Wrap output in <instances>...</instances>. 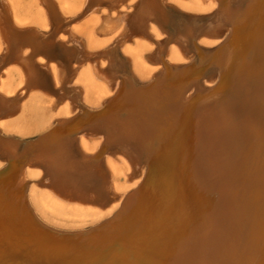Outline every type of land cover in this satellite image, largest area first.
I'll list each match as a JSON object with an SVG mask.
<instances>
[{
    "label": "rangeland",
    "instance_id": "1",
    "mask_svg": "<svg viewBox=\"0 0 264 264\" xmlns=\"http://www.w3.org/2000/svg\"><path fill=\"white\" fill-rule=\"evenodd\" d=\"M248 2L0 0V264H264V8L210 52Z\"/></svg>",
    "mask_w": 264,
    "mask_h": 264
},
{
    "label": "water",
    "instance_id": "2",
    "mask_svg": "<svg viewBox=\"0 0 264 264\" xmlns=\"http://www.w3.org/2000/svg\"><path fill=\"white\" fill-rule=\"evenodd\" d=\"M249 2L246 4V6L244 7V9L243 10H246L247 8H250V6H252V8L253 7H255L256 9H254L253 11H251L250 13V15L248 16V15H244V19L242 20V22L239 24V25H237L236 27H235V29L231 26L230 27V32H229V34L227 35V37L219 44V45H217L216 47H214V48H212V49H210V52H213L215 49H217L218 47H220L221 45H228L229 46V48H231V49H233L234 51L237 49V47L238 46H240V45H243V48H242V50H241V53H240V56L243 54L244 55V57H245V55H246V53L249 51V50H251V48L252 47H248V44H243V41H241L242 39H244L245 38V36H246V32L249 30L248 29V24H247V22H248V20H251L252 21V19L254 20V18L257 16L258 17V14H259V12H261V10L264 8V0H252V3L251 4H249ZM256 34V33H255ZM255 34L254 35H252L251 36V39L250 40H252V38L254 39V37H255ZM243 35H245V36H243ZM171 38H172V34H168L163 40H162V44H164V45H167L170 41H171ZM189 38H190V42L192 43V45H194V36H193V34L191 35L190 34V36H189ZM253 42V41H252ZM213 62V60H212V58L210 57V58H208V60L204 63V64H202L201 66H197V73L196 74H194V71H193V73H192V76H190V78H188L187 80L189 81V80H198L200 77H202L203 76V74L204 73H206L207 74V71H209L208 69L210 68L209 67V65L211 64ZM193 62H190V63H187V64H184V65H182V67H185V66H187V67H189V66H191V64H192ZM194 64V63H193ZM234 65L233 66H235V64L236 63H233ZM237 65V64H236ZM233 68L234 67H232L231 68V70H229V72H227L226 73V76H228L227 77V80L228 79H230L229 78V76H230V71H232L233 72ZM184 74H187V73H189V71H184L183 72ZM187 80L185 79V81H184V84H186V82H187ZM218 83H219V81L214 85V86H212V87H210V88H208V89H206V90H213L214 88H216V86L218 85ZM153 84V81H151V82H149V83H147L145 86H144V88H148V87H150L151 85ZM139 89H142V88H139ZM203 92L201 91V92H198L197 90H195L183 103H179V104H177L176 105V110H177V114H179V117L180 118H182V117H184L187 113H188V111H189V109L191 108V105H192V103H194V102H196V100L198 99V97L202 94ZM83 113H86L85 111L83 112ZM90 128H99V129H101L102 130V133L105 135V136H107V138L108 137H110L113 133L115 134V127L113 126V124L111 123V122H109V121H107V120H101V121H98V122H96V123H94V124H92L91 125V127ZM90 128H88V129H90ZM48 134L49 133H44V134H42V135H40L39 137H37V138H35V139H33V140H31V141H28V142H26V143H28L29 144V146H32V145H34L36 142H39L40 140H43V139H45L46 137H48ZM16 142H18V141H16ZM40 152V150H38L37 152H35V153H39ZM21 152H19V154H20ZM33 152H31L30 154H32ZM11 159L12 158H8L7 159V161H6V164L2 167V168H0V176L1 175H3V174H5L6 172H8L9 171V169H10V162H11ZM19 167H21V165L19 166ZM18 167V168H19ZM152 170H153V175H155V174H157V172H158V167H153V169H150V172H148V175H147V177H149V175L151 174V172H152ZM147 171H148V169H147ZM147 171H146V173H147ZM16 175H17V172H14L12 175H11V177H10V180H15V178H16ZM145 176H146V174H145ZM145 176H144V178H145ZM143 181V180H142ZM141 181V182H142ZM25 185V184H24ZM24 185H22L21 187H18V190L19 189H21V188H23L24 187ZM149 193L151 194V195H153V193H154V190H153V188H151V189H149ZM125 200H122V202H121V204H120V208H121V205H123ZM119 207H118V209H120ZM122 208H125V204L123 205V207ZM118 209L114 212V217L115 218H118L119 216H121L122 215V213L121 212H118ZM35 226V225H34ZM36 228H38V229H40V230H42V231H46L48 234H50L51 232L50 231H48V230H45L42 226H35ZM97 233V231H94L93 232V234H96ZM56 236H60V235H57V234H55Z\"/></svg>",
    "mask_w": 264,
    "mask_h": 264
},
{
    "label": "bare ground",
    "instance_id": "3",
    "mask_svg": "<svg viewBox=\"0 0 264 264\" xmlns=\"http://www.w3.org/2000/svg\"><path fill=\"white\" fill-rule=\"evenodd\" d=\"M197 106H198V105H197ZM201 107H202V106H201ZM201 107H200V108H201ZM186 115H187V114H186ZM186 115H185V116H186ZM186 118H188V117H186ZM172 119H173V118H172ZM175 119H176V118H175ZM175 119H174V120H175ZM178 119H179V118H178ZM182 119H184V118H182ZM188 119H189V118H188ZM189 120H190V119H189ZM220 120H221V119H220ZM181 121H182V120H181ZM187 121H188V120H187ZM187 121H185V122H186V125H187ZM191 121H194V119L191 120ZM176 122H177V119H176ZM172 123H174L173 125H175V122H174V121H172ZM178 123H179V124H178ZM178 123H176V124H178L177 126H180L181 124H180L179 120H178ZM188 123H189V122H188ZM191 123H192V122H191ZM191 123H190V124H191ZM168 124H169V123H168ZM170 124H171V123H170ZM170 124H169V125H170ZM171 125H172V124H171ZM177 126H175L174 128H176V130L178 131L179 127H178V129H177ZM187 126H188V125H187ZM191 126H192V125H191ZM257 126H258V125H257ZM167 128H168V127H167ZM170 128H171V130L173 129L171 126H170ZM170 128H169V129H170ZM164 129H165V128H164ZM171 130H170V131H171ZM180 130H181V127H180ZM180 130H179V131H180ZM191 130H192V129H191ZM254 130H255V129H254ZM164 131H165V130H164ZM170 131H169V132H170ZM173 131H175V130L173 129ZM177 131H176V132H177ZM169 132H167V133H169ZM162 133H163V132H162ZM171 134L173 135V132H172ZM171 134H170V135H171ZM177 134H178V133H177ZM179 134H180V133H179ZM163 135H164V134H163ZM166 135H167V134H166ZM168 135H169V134H168ZM168 135H167V136H168ZM188 135H189V134H188ZM188 135H187V137H189L191 134H190L189 136H188ZM167 136H166V137H167ZM166 137H165V138H166ZM171 137H172V136H171ZM167 138H168V137H167ZM174 139H175V137H174L173 140H172V145H175V144H173V141L175 142L176 139H175V140H174ZM166 140H168V139H166ZM166 140H165V141H166ZM178 140H179V139H178ZM226 141H227V140H226ZM168 142H169V141H168ZM185 142H186V141H185ZM176 143H177V142H176ZM164 144H165V143H164ZM165 145H166V144H165ZM169 145H171V144L169 143ZM169 145H168V146H169ZM172 145H171V147L173 148L174 146H172ZM176 145H177V144H176ZM182 146H184V145H182ZM184 147H185V146H184ZM184 147H183V148H184ZM174 148H175V147H174ZM193 148H194V145H193ZM165 149H168V148L165 147ZM168 150H169V149H168ZM173 150H174V149H173ZM182 150H183V149H182ZM226 150H227V149H226ZM160 151H161V150H160ZM180 152H181V151H180ZM162 156H163V154H162ZM182 156H183V155H182ZM160 157H161V155H160ZM163 157H164V156H163ZM168 157H169V156H168ZM190 157H191V156H190ZM164 158H165V157H164ZM168 159H169V158H168ZM181 159H182V158H181ZM161 160H162V159H161ZM165 160H166V159H165ZM181 161H182V160H181ZM164 162H166V161H164ZM168 162H169V161H168ZM170 163H171V162H170ZM164 164L166 165V163H164ZM164 164H163V165H164ZM165 165H164V166H165ZM181 165H182V164H181ZM167 166H168V165H167ZM179 166H180V165H179ZM180 167H181V166H180ZM181 169H182V167H181ZM176 170H177V169H176ZM185 172H186V171H185ZM187 172H188V171H187ZM190 173H191V172H190ZM182 176H183V175H182ZM186 179H187V178H186ZM187 180H189V178H188ZM177 181H178V180H177ZM179 181H180V179H179ZM218 181H219V180H218ZM219 182H220V181H219ZM190 183H191V181H190ZM220 183H221V182H220ZM220 183H218V185H219ZM222 183H223V180H222ZM229 183H231V182H229ZM232 184H233V183H232ZM215 185H216V184H215ZM227 185L230 186L229 184H227ZM234 185H235V182H234ZM177 186H178V185H177ZM185 186H186V185H185ZM192 186H193V185H192ZM210 186H211V185H210ZM213 186H214V185H213ZM219 186H220V185H219ZM222 186H223V185H222ZM231 186H232V185H231ZM178 187H179V186H178ZM186 187H187V186H186ZM195 187H196V185H195ZM214 187H215V186H214ZM226 187H227V186H226ZM235 187H236V186H235ZM188 188H189V187H188ZM188 188H187V189H188ZM205 188H206V187H204V188L202 187L201 189H205ZM216 188H217V186H216ZM230 188H231V187H230ZM192 189H193V188H192ZM207 189H209V188L207 187ZM207 189H206V190H207ZM211 189H212V188H211ZM211 189H209V190H211ZM222 189H223V188H222ZM214 190H215V189H214ZM187 191H189V189H188ZM190 191H191V190H190ZM194 191H195V189H194ZM194 191H193V192H194ZM200 191H201V194H202L203 191H202V190H200ZM207 191H208V190H207ZM217 191H220V188H219V190H217ZM221 191H223V190H221ZM228 191H229V190H228ZM228 191H227V192H228ZM204 192H205V191H204ZM209 192H210V191H209ZM215 192H216V190L214 191V193H215ZM227 192H226V193H227ZM233 192H234V191H233ZM233 192H231L232 195H233ZM190 193H191V192H190ZM196 193H197V192H196ZM196 193H195V196H196ZM198 193H199V192H198ZM198 193H197V195H198ZM206 193H207V192H206ZM214 193H212V194H214ZM222 193H223V192H222ZM177 194H178V192H177ZM177 194H175V195H177ZM201 194H199V195H201ZM203 194H204V193H203ZM224 194H225V193H224ZM199 195H198V196H199ZM205 195H206V194H205ZM209 195H210V194H209ZM214 195L216 196L217 194H214ZM177 196H178V195H177ZM203 196H204V195H203ZM217 196H219V193H218ZM221 196H223V194H222ZM178 197H179V196H178ZM191 197H192V196H191ZM191 197H190V198H191ZM201 197H202V196H201ZM204 197H205V196H204ZM207 197H208V196H207ZM207 197L205 198L206 200L209 199V198L207 199ZM211 197H212V196H211ZM225 197H226V196H225ZM176 198H177V197H176ZM195 198H197V197H195ZM195 198H194V199H195ZM216 198H218V197H216ZM228 198H229V197H228ZM174 199H175V197H174ZM203 199H204V198H203ZM210 199H212V198H210ZM210 199H209V200H210ZM176 200H178V199H176ZM192 200H193V199H192ZM206 200H205V201H206ZM214 200H215V199H214ZM219 200H221L220 197H219ZM223 200H224V199H223ZM225 200H226V199H225ZM227 200L231 201L232 199L230 198V199H227ZM235 200H236V199H235ZM201 201H202V199H201ZM205 201H204L203 203H205ZM193 202H195V201H193ZM207 202H208V201H207ZM209 202H210V201H209ZM216 202H218V201L216 200ZM222 202H223V201H222ZM187 203H188V202H187ZM199 203H200V202H199ZM201 203H202V202H201ZM228 203H229V202H228ZM228 203H227V204H228ZM236 203H237V201H236ZM238 203H239V202H238ZM194 204H195V203H194ZM197 204H198V203L196 202V205H197ZM207 204H208V203H207ZM212 204L214 205V202H213ZM225 204H226V203H225ZM227 204H226V206H227ZM218 205H219V204H218ZM220 205H222V204H220ZM230 205H231V203L229 204V206H230ZM233 205H234V204H233ZM233 205H231V206H233ZM237 205H238V204H237ZM210 206H211V205H210ZM195 207H196V206H195ZM205 207H206V206H205ZM211 207H212V206H211ZM214 207H215V206H214ZM214 207H213V209H214ZM235 207H236V206H235ZM197 208H198V206H197ZM199 208H200V207H199ZM202 208H203V206H202ZM215 208H216V207H215ZM219 208H221V206H220ZM229 208H230V207H229ZM229 208L227 207V209H228L229 212H230L231 210H230ZM203 209H204V208H203ZM209 209H210V208H209ZM0 210H2V209H0ZM197 210H198V209H197ZM199 210H200V209H199ZM216 210H217V209H216ZM219 210H220V209H219ZM224 210H225V208H224ZM233 210H235V209H233ZM177 211H178V210H177ZM200 211H202V210H200ZM200 211H199L198 213H200ZM213 211L215 212V210H213ZM213 211H211V213H208V214L213 215V218H214V217H215V213H214ZM217 211H218V210H217ZM203 212H204V211H203ZM212 212H213V213H212ZM223 212H224V211H223ZM1 213H3V212H1ZM144 213H145V212H144ZM150 213H151V212H150ZM229 214H231V213H229ZM157 215H158V214H157ZM197 215H198V214H197ZM216 215H217V214H216ZM223 215H224V214H223ZM232 215H233V214H232ZM235 215H236V214H235ZM225 216H226V215H225ZM198 217H199V215H198ZM209 217H210V216H209ZM209 217H207V218H209ZM220 217H221V215H220ZM223 217H224V216H223ZM147 218H148V216H147ZM150 218H151V217H150ZM227 218H228V217H227ZM153 219H154V218H153ZM214 219H215V218H214ZM219 219L222 220V218H219ZM225 219H226V217H225ZM4 220H6V219H4ZM8 220H9V219H8ZM197 220H198V219H197ZM199 220H200V219H199ZM212 220H213V219H212ZM217 220H218V219H217ZM221 220H220V221H221ZM229 220H230V218H229ZM6 221H7V220H6ZM207 221L211 222L210 219L207 220ZM207 221H206V222H207ZM10 222H11V221H10ZM145 222H146V221H145ZM199 222H200V221H199ZM199 222H198V223H199ZM217 222H218V221H216V223H217ZM221 222H222V221H221ZM223 222H224V220H223ZM225 222H226V220H225ZM4 223H6V222H4ZM204 223H205V222H204ZM212 223H214V222H211V224H212ZM10 224H11V223H10ZM10 224H9V225H10ZM145 224H146V223H145ZM148 224H149V223H147V225H148ZM150 224H151V223H150ZM201 224H202V222H201ZM211 224H210V225H211ZM217 224H218V223H217ZM220 224H221V223H220ZM220 224H219V225H220ZM206 225H208V224H206ZM212 225H213V224H212ZM219 225H218V226H219ZM229 225H230V224H229ZM3 226H6V224H3ZM214 226H215V225H214ZM214 226H213V227H214ZM218 226H217V227H218ZM222 226L226 227V225H224V224L221 225V227H222ZM227 226H228V224H227ZM210 227H211V226H210ZM217 227H216V228H217ZM219 227H220V226H219ZM228 227H229V226H228ZM144 228H147V227L145 226ZM199 228H200V227H199ZM208 228H209V227H208ZM214 228H215V227H214ZM226 228H227V227H226ZM205 229H206V227H205ZM197 230H198V229H197ZM197 230H196V231H197ZM206 230H207V229H206ZM215 230H216V229H215ZM218 230H219V229H218ZM213 231H214V230H213ZM223 231L225 232V230H223ZM202 232H203V231H202ZM224 232H223V233H224ZM197 233H198V232H197ZM206 233H207V231H206ZM212 233L214 234V232H212ZM123 234H124V233H123ZM142 234H143V233H142ZM203 234H204V233H203ZM203 234H202V235H203ZM215 234H216V232H215ZM221 234H222V233H221ZM121 235H122V234H121ZM144 235H145V234H144ZM204 235H205V234H204ZM210 235H211V234H209V236H210ZM198 236H199V235H198ZM211 236H212V235H211ZM218 236H219V235H218ZM133 238H134V237H133ZM167 238H168V237H167ZM210 238H211V237H210ZM212 238H213V236H212ZM101 239H102V238H101ZM101 239H100V241H101ZM206 239H207V240H210V239H208V238H206ZM213 239H215V238H213ZM217 239H218V238H217ZM106 240H107V239H106ZM111 240H112V239H111ZM113 240H114V239H113ZM102 241H104V240L102 239ZM98 242H99V241H98ZM194 242H195V240H194ZM91 243H95V242H91ZM103 243H104V242H103ZM107 243H109V242H107ZM183 243H186V242H183ZM196 243H197V241H196ZM205 243L207 244V242H205ZM99 244H100V243H99ZM91 245H92V244H91ZM94 245H95V244H94ZM94 245H92V246H94ZM101 245H102V244H101ZM106 245H107V244H105V246H106ZM110 245H111V244H110ZM186 245H187V244H186ZM190 245H191V244H190ZM190 245H188V246H190ZM197 245H198V244H197ZM97 246H98V245H97ZM97 246H96V248L99 247V246H98V247H97ZM81 247H82V246H81ZM101 247H102V246H101ZM77 248H78V247H77ZM79 248H80V247H79ZM83 248H84V247H83ZM83 248H82V249H83ZM87 248H88V247H87ZM87 248H86V249H87ZM109 248H110V247H109ZM82 249H81V250H82ZM70 250H71V249H70ZM79 250H80V249H79ZM79 250H78V251H79ZM81 250H80V251H81ZM87 250H90V249H87ZM96 250H97V249H96ZM80 251H79V252H80ZM84 251H85V250H83V252H84ZM90 251H91V250H90ZM108 251H109V250H108ZM116 251H117V250H116ZM76 252H77V250H76ZM79 252H78V254H79ZM81 252H82V251H81ZM92 252H94V251H92ZM139 252H140V251H139ZM74 253H75V250H74ZM74 253H71V254H74ZM80 254H81V253H80ZM80 254H79V255H80ZM83 254H85V253H83ZM88 254H89V252H88ZM68 256H69V255H68ZM142 256H143V255H142ZM189 256H190V255H189ZM64 257H66V256H64ZM118 258H119V257H118ZM120 258H121V257H120ZM145 258H146V257H145ZM154 258H155V257H154ZM177 259H178V258H177Z\"/></svg>",
    "mask_w": 264,
    "mask_h": 264
}]
</instances>
